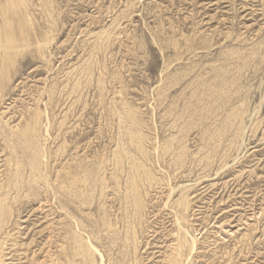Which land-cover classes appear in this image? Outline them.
<instances>
[{
    "label": "rangeland",
    "instance_id": "1",
    "mask_svg": "<svg viewBox=\"0 0 264 264\" xmlns=\"http://www.w3.org/2000/svg\"><path fill=\"white\" fill-rule=\"evenodd\" d=\"M0 264H264V0H0Z\"/></svg>",
    "mask_w": 264,
    "mask_h": 264
},
{
    "label": "bare ground",
    "instance_id": "2",
    "mask_svg": "<svg viewBox=\"0 0 264 264\" xmlns=\"http://www.w3.org/2000/svg\"><path fill=\"white\" fill-rule=\"evenodd\" d=\"M246 7V6H245ZM26 137V136H25ZM29 144V143H28ZM31 145V144H30ZM27 146V145H26ZM37 160V159H36ZM10 164V163H9ZM5 165V164H4ZM5 168V167H4ZM18 170V169H17ZM15 173V172H14ZM210 179H212V178H210ZM173 188V187H172ZM173 190H174V188H173ZM129 195V194H128ZM157 204V203H156ZM215 204V203H214ZM171 210V209H170ZM165 215V214H164ZM139 218V217H138ZM160 218H161V216H160ZM12 222V221H11ZM133 222V221H132ZM181 222V221H180ZM181 228H182V226H181ZM184 231H185V229H184ZM132 233V232H131ZM125 236V235H124ZM194 238V237H193ZM181 246V245H180ZM239 251V250H238Z\"/></svg>",
    "mask_w": 264,
    "mask_h": 264
}]
</instances>
